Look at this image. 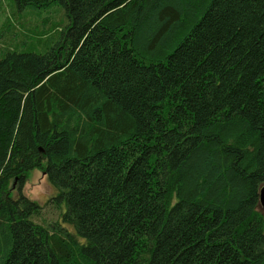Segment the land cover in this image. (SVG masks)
<instances>
[{"label":"trees","instance_id":"trees-1","mask_svg":"<svg viewBox=\"0 0 264 264\" xmlns=\"http://www.w3.org/2000/svg\"><path fill=\"white\" fill-rule=\"evenodd\" d=\"M79 3L0 0V264H264V0Z\"/></svg>","mask_w":264,"mask_h":264},{"label":"rangeland","instance_id":"rangeland-1","mask_svg":"<svg viewBox=\"0 0 264 264\" xmlns=\"http://www.w3.org/2000/svg\"><path fill=\"white\" fill-rule=\"evenodd\" d=\"M89 1V2H88ZM97 0H80V13H83L86 7L90 8L92 12H95V3ZM3 4L5 5L6 0H2ZM231 4V3H230ZM230 4H226L220 9H218L215 13L216 16L212 20L208 21V25L206 27L199 30L200 35L195 38V45L198 51V58L199 63L206 69H209L211 67H217L219 65L218 62L221 60L220 53V42L223 39H229L230 37V25H231V17H230ZM86 18V17H85ZM3 20V16H0V22ZM80 26H82L83 21L80 17ZM86 25V24H85ZM205 30V31H204ZM80 34V33H79ZM79 34H74L71 36V38L75 39L76 41L80 39ZM221 42V46H222ZM73 45V41H72ZM231 46H234V44H231ZM226 61H228L226 59ZM222 62V60H221ZM96 63V62H94ZM243 69H241L242 71ZM233 74V76L236 75L235 70L232 69L229 70ZM230 72H228L229 74ZM212 79L216 82L219 79L218 74H213ZM220 80V79H219ZM220 83H218L219 86ZM243 90V87L241 88L240 92ZM216 95V94H215ZM218 101H221V104H223L222 99H224L223 91L219 92V95H216ZM236 103V100H235ZM221 104L217 105L219 108L223 107ZM264 186V184L262 185ZM261 186V187H262ZM10 192H15L14 189L10 190ZM21 193L29 200L39 204L43 205L48 198H50L52 194V190L49 188L47 183L45 182V179L43 175L37 171L33 170L27 173L26 180L24 182V185L21 189ZM257 213L261 215L263 220V230H264V212L260 209V207H257ZM42 219H45L46 222H50L55 220L56 215L54 212L52 214H49V210L43 211V215L41 216ZM39 222V220H37Z\"/></svg>","mask_w":264,"mask_h":264},{"label":"water","instance_id":"water-1","mask_svg":"<svg viewBox=\"0 0 264 264\" xmlns=\"http://www.w3.org/2000/svg\"><path fill=\"white\" fill-rule=\"evenodd\" d=\"M258 206L264 212V186L260 187L258 191Z\"/></svg>","mask_w":264,"mask_h":264}]
</instances>
